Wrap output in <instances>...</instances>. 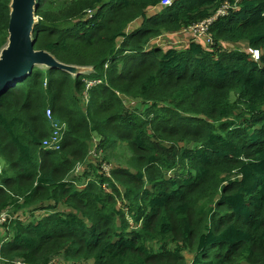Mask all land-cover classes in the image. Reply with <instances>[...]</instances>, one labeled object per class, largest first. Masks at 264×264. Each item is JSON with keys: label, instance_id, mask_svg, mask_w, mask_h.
<instances>
[{"label": "trees", "instance_id": "1", "mask_svg": "<svg viewBox=\"0 0 264 264\" xmlns=\"http://www.w3.org/2000/svg\"><path fill=\"white\" fill-rule=\"evenodd\" d=\"M38 1L35 50L100 83L41 66L0 97V263L264 264V0ZM226 2L213 46H152Z\"/></svg>", "mask_w": 264, "mask_h": 264}, {"label": "water", "instance_id": "2", "mask_svg": "<svg viewBox=\"0 0 264 264\" xmlns=\"http://www.w3.org/2000/svg\"><path fill=\"white\" fill-rule=\"evenodd\" d=\"M38 0H12L8 44L0 52V97L31 76L36 67L60 70L73 77L90 74L92 68L60 63L46 51L35 50Z\"/></svg>", "mask_w": 264, "mask_h": 264}, {"label": "built area", "instance_id": "3", "mask_svg": "<svg viewBox=\"0 0 264 264\" xmlns=\"http://www.w3.org/2000/svg\"><path fill=\"white\" fill-rule=\"evenodd\" d=\"M239 0H237L238 2ZM173 4V0H164L162 2V6L167 8V7H171ZM235 5H231L229 2H226L215 14L214 16L198 22L196 24H194L193 26H191L189 28V32L191 34V36L193 37V41L196 43H205L209 46H213L214 45V41L213 38L210 35V29L211 26L213 25V23L220 17H226L229 15V11L232 8H235ZM253 53V57L255 60H258L260 57V53L258 51H254L251 52ZM88 87H93L98 85L100 82L98 81H93V80H86ZM47 117L50 121L53 122V113L52 110L49 109L47 111ZM53 128L54 130L51 133V136L49 139L45 140L43 143V148L45 150L48 151H58L60 150V146L61 143L63 141L64 138V134L66 131V126L62 125L60 126L57 123H53ZM104 171L106 172L107 176H110V171H111V167L104 165ZM9 215L7 212H3L2 214H0V225L4 224L5 222H7V220L9 219ZM15 219V217L13 216V220ZM16 264H26L24 262H17Z\"/></svg>", "mask_w": 264, "mask_h": 264}, {"label": "rangeland", "instance_id": "4", "mask_svg": "<svg viewBox=\"0 0 264 264\" xmlns=\"http://www.w3.org/2000/svg\"><path fill=\"white\" fill-rule=\"evenodd\" d=\"M133 29L134 28L132 27L130 30H133ZM181 33L189 34L190 38L193 39V37L191 36V34L189 32V29L187 28L185 30H182V31L176 32V33H165L164 35H162V36L158 37L156 40H154L152 43V46L153 45L159 46L163 50L169 49L168 47H171V48L179 47V48H182L179 50H183V49H185L183 47L184 46L183 41L185 40V35H181ZM235 48H237V46H230L227 49L228 50H234ZM239 49L244 50L245 48L243 45H239ZM86 76H87L86 73L82 75L83 80H86V78H85ZM129 156H130V153L126 149L120 148L119 152H118L117 160L114 159L113 161L115 163H116V161H118L119 163H123L129 158ZM7 213L10 216L9 219L4 224L0 225V248L7 241L6 228H4L3 226L5 224H10L11 221L13 220V214H11L9 211ZM19 216L23 221H26V222L31 219L30 214L19 215ZM35 216L37 218H41V216H44V215H42L40 213H36ZM17 262H19V261H15L11 264H16ZM0 264H4V263H0Z\"/></svg>", "mask_w": 264, "mask_h": 264}, {"label": "crops", "instance_id": "5", "mask_svg": "<svg viewBox=\"0 0 264 264\" xmlns=\"http://www.w3.org/2000/svg\"><path fill=\"white\" fill-rule=\"evenodd\" d=\"M181 35H185V40L183 41V44H184V48L186 49V48H188L189 47V44L191 43V41H193L191 38H190V36H189V34H186V33H181ZM169 49L171 48V47H168ZM175 49H182V48H179V47H177V48H175ZM166 51V50H165ZM87 76H89V74H87Z\"/></svg>", "mask_w": 264, "mask_h": 264}, {"label": "bare ground", "instance_id": "6", "mask_svg": "<svg viewBox=\"0 0 264 264\" xmlns=\"http://www.w3.org/2000/svg\"><path fill=\"white\" fill-rule=\"evenodd\" d=\"M39 2V1H38ZM189 29V28H188Z\"/></svg>", "mask_w": 264, "mask_h": 264}]
</instances>
